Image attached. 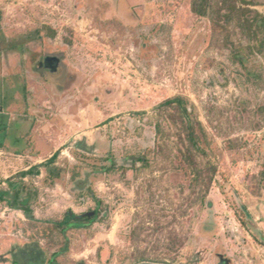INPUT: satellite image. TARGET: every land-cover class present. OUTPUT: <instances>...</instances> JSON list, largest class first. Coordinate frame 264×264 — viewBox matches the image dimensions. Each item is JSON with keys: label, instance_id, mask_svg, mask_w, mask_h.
I'll return each mask as SVG.
<instances>
[{"label": "rangeland", "instance_id": "rangeland-1", "mask_svg": "<svg viewBox=\"0 0 264 264\" xmlns=\"http://www.w3.org/2000/svg\"><path fill=\"white\" fill-rule=\"evenodd\" d=\"M40 1L20 9L8 0L12 9L0 10V120L12 128L0 147V187L52 155L48 138L67 131L60 167L79 164L77 154L146 153L151 168L97 179L111 219L70 231L68 241L53 226L91 206L78 207L67 187L44 188L31 217L0 204V264H134L143 255L165 262L151 264H264L261 232L243 213L264 208V28L223 22L222 0L212 1L217 31L210 16L194 12L198 0ZM249 1L238 3L249 21L264 16V0ZM48 56L62 60L59 73L40 67ZM177 97L207 134L197 129L216 166L210 184L196 181L186 160L180 111L159 109ZM207 189L214 235L201 232Z\"/></svg>", "mask_w": 264, "mask_h": 264}, {"label": "trees", "instance_id": "trees-1", "mask_svg": "<svg viewBox=\"0 0 264 264\" xmlns=\"http://www.w3.org/2000/svg\"><path fill=\"white\" fill-rule=\"evenodd\" d=\"M213 0H198L193 10L200 16H210L216 31L220 26L217 16L213 15L214 6ZM222 5L226 11L222 16L223 22L230 23L236 21L239 28L248 31L252 28L262 30L264 28V16L256 12L252 21L246 14L249 12L247 9L239 8L238 3L242 5H252L249 0H222ZM188 101L183 97L169 99L163 103L159 109L176 107L180 111L184 129L187 131L186 141L188 143L189 155H186V160L192 165L195 164L198 171L195 172L196 181L210 184L213 182L214 175L216 174V166L209 159V152L202 147V139L197 132L199 128L203 134L204 139L207 141L208 137L203 126L193 116V111L188 107ZM12 129V128H11ZM3 120H0V147L3 146L4 140H7L8 133L11 131ZM157 135L160 140H167L161 125H156ZM211 150V147L210 149ZM79 164L73 166L60 167L58 166L57 159L59 153H56L52 158L43 162L42 164L33 166L28 171L20 173L18 180L16 176L10 177L5 181L7 188L0 187V204H5L14 211H20L28 217H31L35 212V207L41 204V196L44 188H53L57 185H62L68 188V192L72 195L73 201L78 207L87 208L86 214L81 216L67 215L66 218L59 224L53 226L52 232L59 233L65 236L68 241V233L70 231H89L96 225L108 224L111 219L110 207L102 199L95 190V181L97 179H105L110 174L119 171H134L139 172L143 169L151 168V158L146 153H140L137 157H130L127 159H116L109 155L104 158L92 160L88 157L77 154ZM195 157L202 156L205 164H196ZM131 160V162H129ZM192 160V161H191ZM46 169V176L42 183L38 186L35 179L41 175V169ZM202 169V170H201ZM209 172V180L204 176V170ZM25 178H30L25 181ZM203 209L210 212L209 221L205 222L202 226L201 232L203 234L214 235L217 231V225L213 214V202L208 198V189L205 190L199 199ZM245 215L246 210L243 211ZM260 239L264 242L262 234ZM67 246V245H66ZM65 247L62 252H65ZM145 262L151 263H165L164 260L151 259L147 256L137 257L134 264H141Z\"/></svg>", "mask_w": 264, "mask_h": 264}, {"label": "crops", "instance_id": "crops-1", "mask_svg": "<svg viewBox=\"0 0 264 264\" xmlns=\"http://www.w3.org/2000/svg\"><path fill=\"white\" fill-rule=\"evenodd\" d=\"M17 2H19L18 4H13L15 7L16 6H19L20 7V9L22 8L23 9V7L25 8V7H30L31 6V1H36V0H16ZM44 1V0H43ZM43 1H40L41 3L43 2ZM45 2V1H44ZM23 6V7H22ZM72 7V6H71ZM74 8L76 9V5L74 6ZM136 8V7H135ZM5 10L6 12H7V14H8V9H12V7L11 6H8V0H0V10ZM77 10V9H76ZM82 10H83V13H88V12H90L91 13V17L93 18V19H96L97 17H99L100 16V18H101V14H99V13H94L93 12V10L91 9H89V8H87L86 6H84L83 8H82ZM107 10V13H109V11L110 10H108V9H106ZM83 15V14H82ZM86 15V14H85ZM42 64H43V61L40 63V67L41 68H43V66H42ZM3 114V113H2ZM2 114H0V115H2ZM9 115V114H8ZM9 120V119H8ZM65 133H67L66 135H61V136H52V137H49L48 138V145H50V147L49 148H53V150H52V155L54 156L56 153H59L60 151H61V149L62 148H60V147H63V146H65L67 143H69L70 141H72V139L71 138H69L68 137V131L67 132H65ZM73 138H74V140H76V137L75 136H73ZM25 151L27 152V147H25L24 149L22 148L21 150H19L18 151V153H25ZM46 151H48V150H46ZM46 151H41L42 153H40V154H45L46 153ZM31 152V151H30ZM46 155V154H45ZM52 155H49V157H47V158H45L43 161H41L39 164H42L43 162H45V161H47L48 159H50V158H52L53 156ZM45 157V156H44ZM39 164H36V165H39ZM36 165H31V166H28L26 169H24V171H28L29 169H31L33 166H36ZM45 176H46V171L44 170V168L43 169H41V175L38 177V178H40V177H42V178H45ZM43 180V179H42ZM36 183V182H35ZM38 183H36V185H37ZM40 184V183H39ZM38 184V185H39ZM58 186V185H57ZM251 195V197L252 198H254V199H256V200H258V199H260L258 196H254L253 194H250ZM264 195V194H263ZM260 202H261V204H262V206H263V202H264V199H260ZM244 210H246V214L250 217V220H251V222L254 224V226L257 228H255L257 231H260L261 232V234H262V238L264 239V221H263V218H264V208H261L260 209V212H257V210L255 211V213H253L252 211H251V209H246V208H244ZM259 213L260 214H263V215H259ZM224 264V263H223Z\"/></svg>", "mask_w": 264, "mask_h": 264}, {"label": "flooded vegetation", "instance_id": "flooded-vegetation-1", "mask_svg": "<svg viewBox=\"0 0 264 264\" xmlns=\"http://www.w3.org/2000/svg\"><path fill=\"white\" fill-rule=\"evenodd\" d=\"M62 60L59 57L48 56L43 59V68L47 69L53 74H57L60 71Z\"/></svg>", "mask_w": 264, "mask_h": 264}, {"label": "built area", "instance_id": "built-area-1", "mask_svg": "<svg viewBox=\"0 0 264 264\" xmlns=\"http://www.w3.org/2000/svg\"><path fill=\"white\" fill-rule=\"evenodd\" d=\"M51 1H55V0H51ZM13 2H14V4H18L19 3L16 0H13ZM26 181H28V180L26 179Z\"/></svg>", "mask_w": 264, "mask_h": 264}, {"label": "water", "instance_id": "water-1", "mask_svg": "<svg viewBox=\"0 0 264 264\" xmlns=\"http://www.w3.org/2000/svg\"><path fill=\"white\" fill-rule=\"evenodd\" d=\"M141 264H151V263H141Z\"/></svg>", "mask_w": 264, "mask_h": 264}]
</instances>
